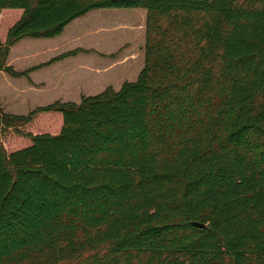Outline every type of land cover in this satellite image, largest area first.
I'll list each match as a JSON object with an SVG mask.
<instances>
[{
    "label": "trees",
    "instance_id": "obj_1",
    "mask_svg": "<svg viewBox=\"0 0 264 264\" xmlns=\"http://www.w3.org/2000/svg\"><path fill=\"white\" fill-rule=\"evenodd\" d=\"M104 8L145 9L135 80L0 105V264H264V0H0V72Z\"/></svg>",
    "mask_w": 264,
    "mask_h": 264
},
{
    "label": "rangeland",
    "instance_id": "obj_2",
    "mask_svg": "<svg viewBox=\"0 0 264 264\" xmlns=\"http://www.w3.org/2000/svg\"><path fill=\"white\" fill-rule=\"evenodd\" d=\"M111 18H113V21ZM3 20L1 24L8 23L5 22L7 16ZM115 21H119L118 32L101 30L97 35H87L85 37L86 45L95 46L101 51H109V49L111 51L113 49L109 54L101 55V62L105 64L106 61H111L113 69L114 66H117L118 73L116 75L117 78H115L116 82L133 81L143 67L145 9L122 8L93 10L83 17L80 23L81 28L86 30L95 25L109 27ZM89 34L91 33L89 32ZM116 43L117 45L114 47ZM46 45H49V42L45 39L24 38L20 40L10 47L11 50L8 58L10 64L13 65L14 69H21V67L35 63L38 59L47 55L37 56V52H40V50L43 51ZM73 64V61H69L71 70L73 69ZM55 69L59 68L55 67ZM107 69H104V71ZM52 70L53 68L48 71L42 70L39 73L44 75L56 73L58 75V71L51 72ZM51 76V79H57L55 74ZM74 77H77V75H68L70 79ZM58 94L55 92L40 91L35 93L29 91L26 89L24 79L11 77L5 72L0 74V105L7 112L25 114L36 106L45 105L54 101H62L60 99H54Z\"/></svg>",
    "mask_w": 264,
    "mask_h": 264
},
{
    "label": "crops",
    "instance_id": "obj_3",
    "mask_svg": "<svg viewBox=\"0 0 264 264\" xmlns=\"http://www.w3.org/2000/svg\"><path fill=\"white\" fill-rule=\"evenodd\" d=\"M93 10H90L86 14L69 22L64 26L61 33L56 36L49 38H34L45 39L49 42V45H46L43 51L40 50V52H37V56L45 54L47 55L41 57V59H38V61L35 63L21 67V69H15L17 71H26V75L14 78L24 79L26 82V89L35 93L40 91L59 93L54 99H60L62 101L78 100L74 102H79L82 96L95 95L107 87H112L114 90L119 89L122 82L124 81H115V78H117L116 75L118 73L117 66H114L113 69V64L111 61H106L105 64L101 62V55L109 54L113 51V49L111 51L110 49L109 51H101L95 46L86 45L85 41V37L87 35H97L101 32V30H108V32H118L119 21L113 22V24L109 27L95 25L86 29L89 30L86 31L85 29L81 28L82 26L80 20ZM111 20L113 21V18H111ZM89 32L91 34H89ZM116 45L117 43L114 47H116ZM10 50L8 53V58L10 55ZM74 50L76 51L75 53L58 58L60 55ZM8 58L7 63L10 64V60ZM69 61L74 62L72 70L70 69L71 66L69 65ZM55 67L59 69H55ZM51 68H53L51 72L58 71V75L56 73H48V75L39 73L42 70L48 71ZM104 69L107 70L104 71ZM1 73L2 72H0V74ZM52 74H55V77H57L56 80L51 79ZM69 74H76L77 77L70 79L68 78Z\"/></svg>",
    "mask_w": 264,
    "mask_h": 264
},
{
    "label": "water",
    "instance_id": "obj_4",
    "mask_svg": "<svg viewBox=\"0 0 264 264\" xmlns=\"http://www.w3.org/2000/svg\"><path fill=\"white\" fill-rule=\"evenodd\" d=\"M192 224H193L194 226H197V227H200V228H202V227L204 226L203 223L196 222V221H193Z\"/></svg>",
    "mask_w": 264,
    "mask_h": 264
}]
</instances>
